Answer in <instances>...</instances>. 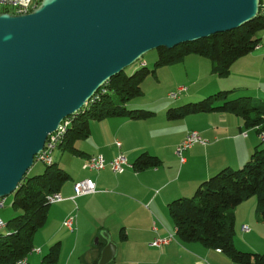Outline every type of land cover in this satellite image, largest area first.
I'll use <instances>...</instances> for the list:
<instances>
[{"label": "crops", "instance_id": "obj_1", "mask_svg": "<svg viewBox=\"0 0 264 264\" xmlns=\"http://www.w3.org/2000/svg\"><path fill=\"white\" fill-rule=\"evenodd\" d=\"M261 6L264 11V0H261ZM259 36L260 47L237 60L227 78H219L212 73V63L208 58L188 55L179 64L185 67L191 86H186L188 89L183 94L181 106L195 102L204 91L212 95L219 91L249 90L248 85L252 82L257 84V91L262 90L264 31ZM163 99L130 102L126 105L128 109L157 106L158 109H150L156 113L152 119L143 121L111 117L101 122L92 121L90 136L75 143L79 154L66 152L68 158L64 157L65 154H55L54 162L69 173L70 180L59 192L64 201L58 203L53 217H57L60 223L74 216V232L84 215L92 218V238L97 236L98 250L93 256L90 254V264L98 261L107 239L119 246L124 245V248L118 246L113 264H237L214 248L198 242H181L176 235L174 222L168 215V205L176 199L192 197L205 180L221 170L242 168L255 150L264 149L259 131L256 127L246 128L242 119L233 113L191 114L170 121L165 111L178 103L159 102ZM257 100L264 102L259 98ZM192 131L199 132L207 144H195L187 150L184 153L186 161L182 163L176 155V148ZM117 141L121 147L116 146ZM143 153L158 157V167L141 172L128 169L123 174H115L110 167L99 172L83 168L86 160L92 156L103 155L107 161H111L120 154H124L133 166ZM85 179L95 181L97 192L72 200L75 196L74 185ZM87 197L91 200L82 202L79 207L77 201ZM256 207L257 200L254 197L234 210V244L241 251L264 253V225L256 220ZM245 224L250 229L248 233L242 230ZM58 231L61 232L60 228ZM169 234L176 235L173 242L160 248L152 246L155 239L165 238ZM57 236L53 234L50 244ZM27 261L30 263V260Z\"/></svg>", "mask_w": 264, "mask_h": 264}, {"label": "water", "instance_id": "obj_2", "mask_svg": "<svg viewBox=\"0 0 264 264\" xmlns=\"http://www.w3.org/2000/svg\"><path fill=\"white\" fill-rule=\"evenodd\" d=\"M261 0H43L0 13V199L13 195L48 136L147 52L225 33ZM107 239L98 264L115 261Z\"/></svg>", "mask_w": 264, "mask_h": 264}, {"label": "trees", "instance_id": "obj_3", "mask_svg": "<svg viewBox=\"0 0 264 264\" xmlns=\"http://www.w3.org/2000/svg\"><path fill=\"white\" fill-rule=\"evenodd\" d=\"M263 31L264 11L261 9L257 18L235 30L181 44L173 49H158L153 69L141 65L133 75H128L125 70L115 75L81 111L70 117L71 125L60 148L79 154L75 143L90 136L92 121L101 122L111 117L145 121L155 117L153 111L128 109L126 105L143 95L142 83L155 74L157 68L182 64L188 55L208 58L212 63V73L219 78H227L237 60L260 46L259 34ZM235 93V90L219 91L196 103L169 108L167 118L176 121L191 114L224 112L239 116L246 128L263 124L264 102L252 97L230 99ZM159 164L158 157L143 153L136 159L133 169L141 172L156 168ZM69 180V173L57 163L47 166L40 175L25 176L12 195L13 207L20 214L8 221V232L0 235V264H19L28 259L34 249L35 235L48 218L51 207L48 197L60 192ZM251 197L257 200L256 220L264 225V149L255 150L242 168L221 170L205 180L192 197H182L168 205L178 239L183 243L198 242L220 249L237 264H264V253L241 251L234 244V210ZM60 253L61 243L58 242L50 248L40 264H58ZM24 264L31 263L27 261Z\"/></svg>", "mask_w": 264, "mask_h": 264}, {"label": "rangeland", "instance_id": "obj_4", "mask_svg": "<svg viewBox=\"0 0 264 264\" xmlns=\"http://www.w3.org/2000/svg\"><path fill=\"white\" fill-rule=\"evenodd\" d=\"M157 58H158V51L157 50L149 51L139 61L135 62L130 67L126 68L125 71L128 75H133L135 73V71L141 67L142 63H144V64L147 63V65H148L147 67L149 69H153L154 65H155V61L157 60ZM204 71H206V69ZM181 85H185L184 87L188 86V88L191 87L190 82L187 79L185 67L183 65L160 67V68L156 69L155 74H151L142 83L143 95L141 97H138V98L130 101V102L131 103L132 102H145V101H147V102L154 101L155 102L158 98H160V99L165 98V99H163V101L159 100V102H162V103H170V102L178 103L177 105H175L173 107H179L178 105L181 106V104H182L181 101H182V98L184 97L183 96L184 93L182 94V96L180 97L179 100H171L170 98H168L169 96L167 97V95H169V93H171L174 90L176 91L177 87H179ZM256 85L254 82H252L250 85H248L249 90L243 89L242 91H238L234 95H231L230 99H236L238 97H252L254 99L259 98V99H262L264 101V84H263L262 90H258V91L256 90V88H257ZM213 93L215 94L216 92H213ZM210 95L211 94L206 93V91H204L202 94H200L198 96L200 98L196 99L194 103H196V101L203 100ZM147 108L148 109H145V108H137V109H144V110H148V111H151L150 109H156V108L158 109L157 106H151V105L147 106ZM166 114H167V111H165V115ZM263 124H261V125H263ZM261 125H259V126H261ZM192 132H194V131H192ZM192 132H190V133H192ZM201 138H202V136H201ZM202 140L204 141L203 138H202ZM203 141H201V142L207 144L206 140H205L206 142L205 141L203 142ZM196 144H201V143H196ZM203 145H205V144H203ZM66 152H68V151L63 150V149L60 150V146H59L58 149L54 153V158H55V154H58V153L65 154L64 157L68 158V155H67L68 153H66ZM185 161H186V158H185ZM53 164H55V162H53ZM53 164H51V165H53ZM51 165H47V164L38 162L35 158L34 166L28 172V175L29 176L40 175L45 171L47 166H51ZM131 169H133V167ZM251 198H254V197H251ZM2 199L6 200V205L4 208L0 209V215L3 218V220L6 223H8V221L13 219L16 215H19L20 211L17 209L15 210V208L13 207V196L12 195L9 197H6V198H2ZM90 200H91V198L87 197V198H84L82 200H78L77 204L80 207L82 202L88 203ZM249 200H250V198H249ZM57 206H58V203H57V205L56 204L51 205V207L48 211V218H47L48 221H46V224L44 225V227L41 228L37 232V234L35 235L34 249H40V250H42V253L31 252V254H29V256H28V260H30L31 264H40L42 262L43 257L45 255H47L48 252L50 251V248L52 246H54L56 243L61 242V253H60V258H59L58 264H90V259H89L90 254L93 256L94 253L96 252V250H98V248H96L97 236L92 238V232L94 229V223H93L94 221L88 215H84V217L81 218V223L79 221V223L77 224L78 229L76 230V232H74V231L71 232L67 228L62 227L63 221H61L59 223V219L57 217H53V212L56 210ZM168 215L171 218V220H173L170 213H168ZM246 225L248 226V224H245V226ZM59 228H60L61 232L58 231ZM7 232H8V227H7ZM53 234H56L58 236L56 238H54L52 244H50L51 243L50 239L53 237ZM242 234L244 235V233H242ZM113 243L117 247L119 246L117 243H115V241ZM122 246H124V245H122ZM122 246H119V248H124ZM99 249L101 251V248H99ZM26 262H27V259H26Z\"/></svg>", "mask_w": 264, "mask_h": 264}, {"label": "built area", "instance_id": "obj_5", "mask_svg": "<svg viewBox=\"0 0 264 264\" xmlns=\"http://www.w3.org/2000/svg\"><path fill=\"white\" fill-rule=\"evenodd\" d=\"M43 0H0V10L5 11L13 16H21L30 14L33 10L39 7ZM263 7L261 6V9ZM146 65V64H144ZM187 91V88L184 86L179 87L176 91L171 92L169 97L172 100H178L183 93ZM71 125V118H67L59 126L58 130L48 137L45 147L40 154L36 157L38 162L51 165L54 162V153L63 142L65 135L68 131V128ZM259 131V138L262 143H264V124L256 127ZM201 135L199 132L194 131L190 133L186 138L179 144L176 149V154L180 158L182 163L185 162L184 153L189 150L194 144L202 143ZM205 141V140H204ZM203 141V142H204ZM206 142V141H205ZM117 147H121L120 142H116ZM107 167H110L115 174H123L128 169H131L133 166L129 163L127 157L124 154H120L111 161H107L103 155H96L90 157L84 164L85 170L92 171H103ZM75 197L72 200H75L76 197L89 196L97 191L96 183L92 179H85L77 182L74 185ZM64 199L59 192L54 193L48 197V201L51 205L62 202ZM6 205V200L0 199V209L4 208ZM75 220L74 216H69L63 222L65 228L69 231H75ZM242 230L246 233L250 232L248 226H243ZM7 233V223L3 220L0 215V235H5ZM176 238L175 234H169L165 238L155 239L152 243L153 247L160 248L162 246L168 245L173 242ZM221 252L220 249L217 250ZM33 253H41L40 249H34ZM26 260H22L19 264H24ZM208 264V263H206Z\"/></svg>", "mask_w": 264, "mask_h": 264}, {"label": "bare ground", "instance_id": "obj_6", "mask_svg": "<svg viewBox=\"0 0 264 264\" xmlns=\"http://www.w3.org/2000/svg\"><path fill=\"white\" fill-rule=\"evenodd\" d=\"M42 2H43V1H42ZM42 2H41V4H42ZM41 4H40V5H41ZM40 5H39V6H40ZM0 13H7V12H5V11H1V10H0ZM8 14H9V13H8ZM93 97H94V96H93ZM93 97H92V98H93ZM88 102H89V101H88ZM88 102H87V103H88ZM87 103H86V104H87ZM85 106H86V105H85ZM63 122H64V121H62V123H63ZM62 123H61V124H62ZM61 124H60V125H61ZM60 125H59V126H60ZM58 128H59V127H58ZM57 130H58V129H57ZM57 130H56V131H57ZM56 131H54L53 133H55ZM53 133H52V134H53ZM52 134H50L49 136H51ZM49 136H48V137H49ZM88 159H89V158H88ZM88 159H87V160H88ZM87 160H86V161H87ZM113 262H114V261H113ZM113 262H112V263H113ZM206 263H208V262H206ZM206 263H205V264H206ZM208 264H209V263H208Z\"/></svg>", "mask_w": 264, "mask_h": 264}]
</instances>
